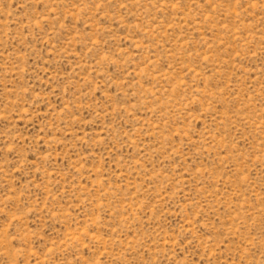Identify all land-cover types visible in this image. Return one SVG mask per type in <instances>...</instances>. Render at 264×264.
Returning a JSON list of instances; mask_svg holds the SVG:
<instances>
[{"label":"rangeland","instance_id":"374dc122","mask_svg":"<svg viewBox=\"0 0 264 264\" xmlns=\"http://www.w3.org/2000/svg\"><path fill=\"white\" fill-rule=\"evenodd\" d=\"M0 264H264V0H0Z\"/></svg>","mask_w":264,"mask_h":264}]
</instances>
